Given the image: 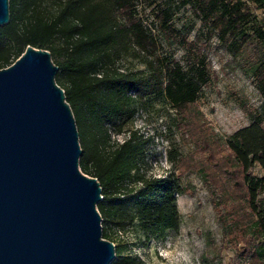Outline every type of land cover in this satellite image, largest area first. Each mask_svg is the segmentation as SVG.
<instances>
[{
  "label": "trees",
  "instance_id": "trees-1",
  "mask_svg": "<svg viewBox=\"0 0 264 264\" xmlns=\"http://www.w3.org/2000/svg\"><path fill=\"white\" fill-rule=\"evenodd\" d=\"M258 6L264 0H256ZM10 20L0 25V67L12 63L28 44L48 48L59 65L57 82L64 87L72 106L83 152L80 167L94 175L102 186L97 203L103 221L120 223L122 212L137 220L143 236L163 239L180 224L177 195L185 191L180 176L170 171L164 176L141 172L147 136L128 130L122 141L109 143L107 123L122 132L135 108L132 91L141 98L163 93L171 103L183 108L195 102L209 79L204 60L191 73L177 62H164L157 54V38L138 16V0H9ZM55 8L49 11L48 3ZM194 11L209 32L216 33L232 51L255 38L253 65L257 87L264 96V17L245 30L251 16L243 0H194ZM158 16L166 38L174 36L171 13ZM124 55L138 57L142 71L119 68ZM142 101V100H141ZM142 105V102H140ZM241 174L242 197L233 208L234 229L242 243L249 245L245 264L264 263V172H253L255 163L264 170V117L251 115L248 124L234 130L225 142ZM123 191V192H122ZM122 195V196H121ZM103 236L111 238L107 229ZM109 264H138V257L122 254Z\"/></svg>",
  "mask_w": 264,
  "mask_h": 264
},
{
  "label": "rangeland",
  "instance_id": "rangeland-1",
  "mask_svg": "<svg viewBox=\"0 0 264 264\" xmlns=\"http://www.w3.org/2000/svg\"><path fill=\"white\" fill-rule=\"evenodd\" d=\"M243 2L251 11L244 26L251 33L264 17V3ZM193 3L138 0L137 13L155 33L161 60L177 61L188 73L194 71V64L205 61L209 79L197 100L178 108L163 93L141 98L139 92L132 91L136 110L122 132L116 133L112 124H106L107 146L122 141L130 129L147 136L141 172L164 176L172 170L185 188L177 195L179 227L163 239L147 240L138 221L130 220L127 212H122L120 223L103 221L102 228L110 232L122 254L138 257V264H245L251 253L231 226L232 210L242 197L241 174L225 142L230 133L250 122L251 115L264 117V96L253 70L257 44L251 38L232 51L216 33L209 32ZM48 5L49 11L55 10L50 2ZM162 10L171 13L174 36L169 39L160 26ZM51 54L56 62V55ZM115 64L132 71L144 68L142 61L131 55L122 56ZM253 172L262 174L264 170L255 163Z\"/></svg>",
  "mask_w": 264,
  "mask_h": 264
},
{
  "label": "water",
  "instance_id": "water-1",
  "mask_svg": "<svg viewBox=\"0 0 264 264\" xmlns=\"http://www.w3.org/2000/svg\"><path fill=\"white\" fill-rule=\"evenodd\" d=\"M9 20L0 0V25ZM58 69L32 44L0 67V264H109L116 254Z\"/></svg>",
  "mask_w": 264,
  "mask_h": 264
},
{
  "label": "flooded vegetation",
  "instance_id": "flooded-vegetation-1",
  "mask_svg": "<svg viewBox=\"0 0 264 264\" xmlns=\"http://www.w3.org/2000/svg\"><path fill=\"white\" fill-rule=\"evenodd\" d=\"M127 122H129V119H127L124 123H127Z\"/></svg>",
  "mask_w": 264,
  "mask_h": 264
}]
</instances>
